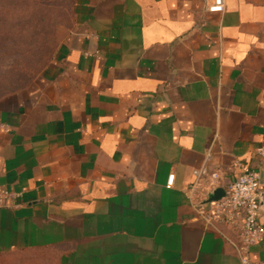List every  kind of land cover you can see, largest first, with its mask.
<instances>
[{
  "label": "crops",
  "instance_id": "1",
  "mask_svg": "<svg viewBox=\"0 0 264 264\" xmlns=\"http://www.w3.org/2000/svg\"><path fill=\"white\" fill-rule=\"evenodd\" d=\"M73 0L50 63L0 97V254L56 264H240L193 171L224 188L264 123V0ZM193 202L208 195L199 181ZM260 193V194H261ZM203 201V200H202ZM264 259V239L250 248Z\"/></svg>",
  "mask_w": 264,
  "mask_h": 264
},
{
  "label": "built area",
  "instance_id": "2",
  "mask_svg": "<svg viewBox=\"0 0 264 264\" xmlns=\"http://www.w3.org/2000/svg\"><path fill=\"white\" fill-rule=\"evenodd\" d=\"M224 0H212L207 6L209 11H222ZM255 155L260 162L264 160V123L260 141L255 148ZM240 173L224 188V195L215 201L203 203L207 196L198 198L193 202L199 181L209 177L208 191L216 187V172L208 173L204 167L193 171L194 182L188 187L189 198L192 201L195 215L206 225L215 227L218 224L228 226L237 236V239L228 238L240 264H264V259L255 260L251 257L252 245L264 239V224L261 221L260 193H261V167L247 166L236 161ZM20 191H14L0 186V207H13L15 200L21 197Z\"/></svg>",
  "mask_w": 264,
  "mask_h": 264
},
{
  "label": "trees",
  "instance_id": "3",
  "mask_svg": "<svg viewBox=\"0 0 264 264\" xmlns=\"http://www.w3.org/2000/svg\"><path fill=\"white\" fill-rule=\"evenodd\" d=\"M72 8L73 0H0V40L10 44L11 48L18 46V50L15 51L18 54L10 50L5 54L10 59L5 73L0 74V97L7 91L14 92L30 84L50 63L57 50L55 37L57 28L59 24L68 20ZM37 9H42L41 13ZM33 14H38L44 26L51 29L36 40L30 41L25 30L23 32L21 28L24 23H29V18ZM30 251L43 253L42 250ZM41 258L40 256L39 259ZM30 260L31 258L11 261L0 258V264H36Z\"/></svg>",
  "mask_w": 264,
  "mask_h": 264
},
{
  "label": "rangeland",
  "instance_id": "4",
  "mask_svg": "<svg viewBox=\"0 0 264 264\" xmlns=\"http://www.w3.org/2000/svg\"><path fill=\"white\" fill-rule=\"evenodd\" d=\"M6 1H10V0H6ZM37 11L39 13H41L42 9L41 10L37 9ZM68 15H69L68 20L65 23L59 24V26L57 28V31H56L57 34L55 35L57 45H58V42H59V39L61 38V36L70 27V14H68ZM21 29L23 30V32L25 30L26 37H28V40L34 41V40H36L37 37H40L41 35H44L45 33H47L49 31V29H51V28L48 26H46V27L44 26V24L42 23V19L39 18L38 14H35V15L33 14L29 18V23L28 24L24 23ZM17 47L18 46H14L13 48H11L10 44H7V42L0 40V74L5 73V71L8 67V64H9L10 57L8 55H5V54L9 53V50L14 52V54L15 53L18 54L17 52H15L18 50ZM20 89H22V88H19L15 91H18ZM9 92H11V90L7 91L6 93H9ZM38 256L39 257L41 256L42 258L39 259ZM0 258H1V260L5 259V260H11V261H22L26 258H31L30 261H32L33 263H36V264H56V262L53 259H51V257L48 256L46 253H40V252H35V251L0 254Z\"/></svg>",
  "mask_w": 264,
  "mask_h": 264
},
{
  "label": "water",
  "instance_id": "5",
  "mask_svg": "<svg viewBox=\"0 0 264 264\" xmlns=\"http://www.w3.org/2000/svg\"><path fill=\"white\" fill-rule=\"evenodd\" d=\"M224 195V190L222 188H215L211 192L208 193L206 199H204L203 203H208L210 201L219 200ZM263 193L260 194V199L262 198Z\"/></svg>",
  "mask_w": 264,
  "mask_h": 264
}]
</instances>
